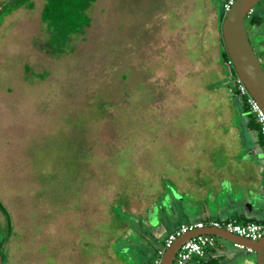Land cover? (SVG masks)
Segmentation results:
<instances>
[{"label":"rangeland","instance_id":"obj_1","mask_svg":"<svg viewBox=\"0 0 264 264\" xmlns=\"http://www.w3.org/2000/svg\"><path fill=\"white\" fill-rule=\"evenodd\" d=\"M27 1L0 16V203L10 222L8 234L0 211L1 264H151L161 244L144 219L159 218L145 206L158 212L167 188L155 177L160 125L190 109L204 121L208 109L185 74L207 70L233 119L249 117L226 59L209 64L224 0H94L88 25L52 45L43 0ZM214 241L212 264H254L252 252Z\"/></svg>","mask_w":264,"mask_h":264},{"label":"crops","instance_id":"obj_2","mask_svg":"<svg viewBox=\"0 0 264 264\" xmlns=\"http://www.w3.org/2000/svg\"><path fill=\"white\" fill-rule=\"evenodd\" d=\"M218 52L216 47L210 65ZM205 71L193 69L185 77L187 87L196 89L191 94L197 105L208 108L204 112L207 121L198 120L190 109L183 113L186 121L160 125L165 133L161 138L160 173L155 177L166 181L167 188L159 187L158 212L154 213L152 203L145 206L159 221L144 219L145 231L154 233L160 244L168 231L187 223L264 220L263 140L245 106L240 111L249 117L233 119L227 91L213 86ZM169 223H174L172 228ZM213 256L215 253L208 251L187 264H207ZM134 262L131 264H141L140 257L135 256Z\"/></svg>","mask_w":264,"mask_h":264},{"label":"water","instance_id":"obj_3","mask_svg":"<svg viewBox=\"0 0 264 264\" xmlns=\"http://www.w3.org/2000/svg\"><path fill=\"white\" fill-rule=\"evenodd\" d=\"M18 0H8L0 6V13ZM258 0H233L220 22L222 43L236 75L245 85L251 96L264 110V71L247 39L244 28V17ZM197 234H212L237 244L254 254V264H264V233L257 240H249L230 233L222 228H195L180 234L164 249L159 264H170L178 246ZM1 264V257H0Z\"/></svg>","mask_w":264,"mask_h":264},{"label":"built area","instance_id":"obj_4","mask_svg":"<svg viewBox=\"0 0 264 264\" xmlns=\"http://www.w3.org/2000/svg\"><path fill=\"white\" fill-rule=\"evenodd\" d=\"M232 1L233 0H224L223 4L221 5L223 13L228 10ZM249 12L250 9L248 10L246 15H248ZM224 64L227 68H229L231 74L233 75L235 91L243 102V105L245 106L247 112L257 124V131L264 143V110L259 106L256 100L251 96L245 85L242 83L240 78L236 75L229 58H226ZM207 226L222 228L230 233L249 240H257L264 233V220L246 221L242 223L235 220H209L187 223L177 226L165 234L162 239L161 246L157 250V256L155 257L153 264H159L160 256L164 249L167 248L171 244V242L180 234H183L195 228H202ZM214 236L215 235L212 234H197L188 238L178 246L175 253L173 254L170 264H187L193 258H202L207 249L214 246ZM233 246L241 248L237 244H233Z\"/></svg>","mask_w":264,"mask_h":264},{"label":"trees","instance_id":"obj_5","mask_svg":"<svg viewBox=\"0 0 264 264\" xmlns=\"http://www.w3.org/2000/svg\"><path fill=\"white\" fill-rule=\"evenodd\" d=\"M93 1L94 0H43V4L40 9V20L41 22L44 23L46 31L48 32V44L50 45H52L53 43L61 44L66 39H68L70 35L77 34L80 32V30L83 27H86L89 23V17L86 14V10ZM5 2L0 3V6L3 5ZM24 4H26L27 6L31 5L30 1L18 0L17 2L8 6L5 10H3L0 13V16L3 17L14 8H17ZM223 15L224 13L221 12L218 18L219 39H220L219 53L221 54V56L224 57V59H226L228 57L225 52L220 35V22L223 18ZM248 22L249 23L253 22L250 17H248ZM250 121L253 123V126H255V129L257 130V124L254 122L252 117L250 118ZM259 137L261 138L260 135ZM0 211L5 215L7 232L9 234L10 222L8 219L7 212L1 203H0ZM208 251H211V248L207 249L206 252ZM1 255L2 254L0 252V257H2ZM213 260L215 259L213 258L207 259L206 262L207 264L208 263L212 264L214 263ZM151 264H153V262Z\"/></svg>","mask_w":264,"mask_h":264},{"label":"flooded vegetation","instance_id":"obj_6","mask_svg":"<svg viewBox=\"0 0 264 264\" xmlns=\"http://www.w3.org/2000/svg\"><path fill=\"white\" fill-rule=\"evenodd\" d=\"M253 14V16H255V18H259V23H249L248 21V31L246 29V25L244 23V28H245V32L247 35V39L249 41V36L248 33L251 35H256L258 36L259 40H258V44H260L263 48H264V38L262 36H264V0H258V2H256L251 8H250V12H249V16L251 17V15ZM250 43V41H249ZM251 45V44H250ZM252 48V46H251ZM253 50V49H252ZM254 52V51H253ZM255 54V53H254ZM256 55V54H255ZM257 58V56H256ZM259 62V61H258ZM260 64V63H259ZM261 66V64H260ZM262 70L264 71V68L261 66Z\"/></svg>","mask_w":264,"mask_h":264}]
</instances>
